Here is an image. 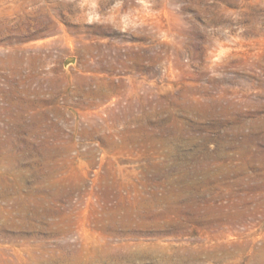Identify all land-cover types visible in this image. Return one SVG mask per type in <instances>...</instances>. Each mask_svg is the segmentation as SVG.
<instances>
[{"label": "rangeland", "instance_id": "1", "mask_svg": "<svg viewBox=\"0 0 264 264\" xmlns=\"http://www.w3.org/2000/svg\"><path fill=\"white\" fill-rule=\"evenodd\" d=\"M28 147L66 235L30 218ZM1 178L0 264H264V0H0Z\"/></svg>", "mask_w": 264, "mask_h": 264}, {"label": "bare ground", "instance_id": "2", "mask_svg": "<svg viewBox=\"0 0 264 264\" xmlns=\"http://www.w3.org/2000/svg\"><path fill=\"white\" fill-rule=\"evenodd\" d=\"M28 150L30 151L29 155L31 154L35 159H33V164L35 169L32 172L34 180L37 182L38 180L46 181L48 182V185L45 188H39L35 187L32 189V192L30 193V203L34 205V210L32 213V216L30 218H36L39 220L40 224L38 225V229L42 232H47L55 235H66L69 233L68 225L69 223L64 217H61L58 210H54V208H47L46 205H49L52 203V205L57 204L58 202L62 201V198H67L69 191L66 187H61L63 190H60L59 186L60 179L58 177L59 173V164L58 161L55 160V155H58L55 153L47 152L44 153L45 156L41 158H38L37 151L33 149L32 147H28ZM5 159L7 163L5 164L6 174L8 175H14L17 174V176H20L19 171V163L24 160L25 154L22 153L18 148H16L15 144L12 142L7 143V149L5 153ZM49 169V172H45V169ZM0 187L3 191H13L15 193H18L23 199L25 197L22 196V193L20 190H15L14 184L11 182H8L5 178L0 179ZM17 194V195H18ZM18 195V196H19ZM19 196V197H20ZM21 198V200H22ZM27 198V195H26ZM28 199V198H27ZM24 201V200H23ZM27 202V201H25ZM26 211V209L24 210ZM27 212V211H26ZM27 214V213H26ZM25 214V220L24 224H27V220L29 217ZM114 216L116 211L113 213ZM51 217V219H55V217H60L61 223L56 220H47V218ZM116 218V217H115ZM114 218V219H115ZM31 225V224H30ZM30 228V227H29ZM64 250L71 249V246L69 244H64L63 246ZM85 251V253H84ZM105 256L112 257L109 253H99L98 247L92 250L89 258L90 260L88 262H94L95 260H102ZM114 257V256H113ZM115 255V259H116ZM43 257H36V264H86V247H82L77 252H72L69 256L62 255V257H54L52 256L49 260L42 259ZM119 257H117L118 259ZM105 259V258H104ZM108 259V257H106ZM110 259V258H109ZM112 259V258H111Z\"/></svg>", "mask_w": 264, "mask_h": 264}]
</instances>
